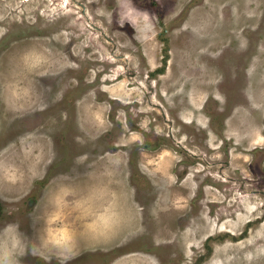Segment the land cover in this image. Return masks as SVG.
Returning <instances> with one entry per match:
<instances>
[{"label":"rangeland","instance_id":"rangeland-1","mask_svg":"<svg viewBox=\"0 0 264 264\" xmlns=\"http://www.w3.org/2000/svg\"><path fill=\"white\" fill-rule=\"evenodd\" d=\"M0 264H264V0H0Z\"/></svg>","mask_w":264,"mask_h":264}]
</instances>
